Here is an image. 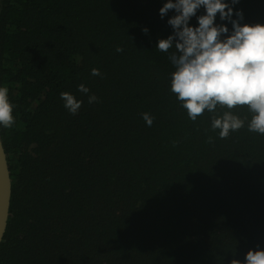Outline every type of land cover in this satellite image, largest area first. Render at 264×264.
<instances>
[{
	"label": "trees",
	"instance_id": "1",
	"mask_svg": "<svg viewBox=\"0 0 264 264\" xmlns=\"http://www.w3.org/2000/svg\"><path fill=\"white\" fill-rule=\"evenodd\" d=\"M165 2L0 0V86L15 105L0 127L11 178L0 264H231L264 249V135L245 125L221 139L207 110L188 118L170 90L175 49L156 48L173 32ZM236 10L264 24V0ZM63 91L83 101L78 114Z\"/></svg>",
	"mask_w": 264,
	"mask_h": 264
},
{
	"label": "clouds",
	"instance_id": "2",
	"mask_svg": "<svg viewBox=\"0 0 264 264\" xmlns=\"http://www.w3.org/2000/svg\"><path fill=\"white\" fill-rule=\"evenodd\" d=\"M239 0H166L159 9L163 18L170 10L175 11L167 23L173 32L167 38L157 41L156 48L170 52L169 60L174 66L171 73L170 90L180 101L191 121H196L205 110L212 115L211 128L219 130L221 139L247 125L252 133L264 135V24L241 23L243 11L233 8ZM203 7L205 13L197 16ZM231 23L232 30L226 23ZM196 16L198 25L189 21ZM142 31L146 34L148 29ZM117 52L123 48L117 46ZM92 76H101L98 68L91 69ZM78 91L89 93V88L81 83ZM64 107L70 114H78L83 101L72 93H60ZM98 102L95 94L88 95V103ZM247 106L250 118L241 117L233 109ZM15 105L9 99L7 86H0V127L11 129L15 124ZM225 109L222 114L217 110ZM142 119L151 127L154 117L142 113ZM212 142V138H208ZM231 264H264V249H249L245 259H233Z\"/></svg>",
	"mask_w": 264,
	"mask_h": 264
},
{
	"label": "water",
	"instance_id": "3",
	"mask_svg": "<svg viewBox=\"0 0 264 264\" xmlns=\"http://www.w3.org/2000/svg\"><path fill=\"white\" fill-rule=\"evenodd\" d=\"M11 178L6 158V152L0 138V243L5 232L9 215L11 195Z\"/></svg>",
	"mask_w": 264,
	"mask_h": 264
}]
</instances>
